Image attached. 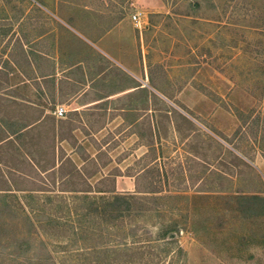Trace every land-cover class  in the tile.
Returning a JSON list of instances; mask_svg holds the SVG:
<instances>
[{
    "label": "rangeland",
    "instance_id": "374dc122",
    "mask_svg": "<svg viewBox=\"0 0 264 264\" xmlns=\"http://www.w3.org/2000/svg\"><path fill=\"white\" fill-rule=\"evenodd\" d=\"M146 59L163 94L102 108L84 163L31 123L56 77L113 63L120 86ZM2 139L0 264H264V0H0Z\"/></svg>",
    "mask_w": 264,
    "mask_h": 264
},
{
    "label": "crops",
    "instance_id": "0c3cea01",
    "mask_svg": "<svg viewBox=\"0 0 264 264\" xmlns=\"http://www.w3.org/2000/svg\"><path fill=\"white\" fill-rule=\"evenodd\" d=\"M122 26V21H119L113 26V30L111 28L109 31H116L120 29L121 31L118 33L121 36L124 35V38L126 39V49L131 51L135 36L131 33L127 35L124 34L126 32L121 29ZM103 36H105V34ZM103 39L106 40L104 37ZM105 42L110 48L115 46V41L113 40L108 39ZM143 51L145 53V45ZM98 54L97 55L100 56L101 53ZM121 55L123 54L121 53ZM112 64L113 63L109 66L110 68L108 69L107 76H102V72L95 71L93 75H88L87 77L88 72L85 71V74L82 73L85 77L83 78V81L78 79L74 80L71 77H68L66 79L67 82L60 84V82L56 81L60 79L56 77V80H53V84L51 86H48L47 84L42 86L44 88L43 93L46 95L48 90L54 93V95H60L57 100L54 98L53 101L57 102L58 105L60 104L67 107L68 110L64 116H57L55 114V107L29 99L30 104H32L34 111H36L38 115L31 123L35 125H46L50 123L56 133H54V136L56 135V149L57 147H63L66 155H70L75 163L77 162L78 164H81V162H85L82 154L86 151L81 154L80 150L77 149L79 145L82 144L81 147L83 146V149L85 147L88 150L87 153H91L92 156H96L101 150V147L96 144V140L101 135V132L104 129H107V126L113 122L108 119L105 125L95 129L96 122L98 123L100 120V110H102V108H104V110L111 111L115 110L113 109V106H123L121 110L127 112L125 106H129L130 109L128 110L130 112H138L139 110H146L145 107L149 105L148 100L150 93L151 95H153V93L160 95L163 94V91L159 88L162 87V83H159L156 80L157 78L154 79V77H152L147 65V59L146 63L141 60L135 62V66L139 68V75L130 77L128 81L123 83V85L115 87H112V81L115 78L118 79L119 74L116 69H113ZM49 76L50 75H44V78L47 79ZM31 80L32 79L30 78V96H34V91L36 96L37 85L32 83ZM150 86L152 89L151 91L148 89ZM138 106L141 109L138 108ZM141 117L142 116L140 115V118ZM75 121L81 123L83 126L75 124ZM31 125L32 124H30V127ZM85 126L88 128L92 127L91 133L86 132ZM8 137L11 136H6L5 138L8 139ZM3 139L0 142L4 141ZM112 151L113 150L110 149L109 152L111 153ZM79 167L80 166L78 165V168ZM55 168V165L51 167L52 170ZM98 174L102 175L103 173L100 172V170H97V172L93 173L92 177H95ZM126 177H128V179H125ZM130 177H132V175L117 174V184L133 183L132 186H134V182Z\"/></svg>",
    "mask_w": 264,
    "mask_h": 264
},
{
    "label": "built area",
    "instance_id": "2783aa9c",
    "mask_svg": "<svg viewBox=\"0 0 264 264\" xmlns=\"http://www.w3.org/2000/svg\"><path fill=\"white\" fill-rule=\"evenodd\" d=\"M141 15H142V11H137L133 15L135 25H137L138 27H141L142 26ZM66 111H67V109L63 105H61V106H58L55 109V114L57 116L61 117V116H64L65 115Z\"/></svg>",
    "mask_w": 264,
    "mask_h": 264
},
{
    "label": "trees",
    "instance_id": "16d2710c",
    "mask_svg": "<svg viewBox=\"0 0 264 264\" xmlns=\"http://www.w3.org/2000/svg\"><path fill=\"white\" fill-rule=\"evenodd\" d=\"M176 227H174V225H171V224H169V225H166V226H164L163 228H162V231H161V233H160V235H159V239H161V240H168L167 238H168V234H169V232L171 231V230H174ZM168 242H178V240L177 239H175V238H173V239H171V240H168ZM182 251H184V249H183V247L182 246H180V245H178V253L179 252H182Z\"/></svg>",
    "mask_w": 264,
    "mask_h": 264
}]
</instances>
